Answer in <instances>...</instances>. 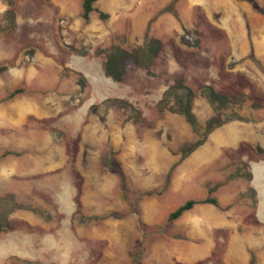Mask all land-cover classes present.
Segmentation results:
<instances>
[{
  "label": "rangeland",
  "instance_id": "obj_1",
  "mask_svg": "<svg viewBox=\"0 0 264 264\" xmlns=\"http://www.w3.org/2000/svg\"><path fill=\"white\" fill-rule=\"evenodd\" d=\"M81 3L0 0V264H264V0ZM150 38L149 66L105 75L106 50ZM178 78L196 128L160 102ZM204 85L251 120L183 154Z\"/></svg>",
  "mask_w": 264,
  "mask_h": 264
},
{
  "label": "trees",
  "instance_id": "obj_2",
  "mask_svg": "<svg viewBox=\"0 0 264 264\" xmlns=\"http://www.w3.org/2000/svg\"><path fill=\"white\" fill-rule=\"evenodd\" d=\"M98 0H82L81 3V15L82 18L87 21L89 14L94 10L93 4ZM99 17L104 19L107 17L105 13H99ZM161 49V41L157 38H150V40L142 48L126 49L120 46H112L105 51V59L102 62V69L106 76L110 77L113 81L119 82L123 79L127 72L129 65H139L143 67L149 66L151 60L159 53ZM200 94L206 98L211 107L214 110V114L204 121L202 126L203 134L202 137L192 142L191 144H185L181 148L183 154H188L193 151L196 147L201 145L205 137L213 131L215 128L227 123L231 120H251L250 117H243L238 113L237 110L232 109L235 114L232 113V106L236 103V95H228L215 90L210 85H204L199 87ZM20 89L13 90L10 95L19 92ZM195 98V91L184 84L181 78H178L175 84L169 86L164 92L160 102H163L164 108L173 113H178L184 117V119L193 127L196 128L198 124L195 113L193 112V101ZM172 101V104L168 106V103ZM159 102V105H160ZM253 107V106H252ZM263 107L260 104H254V108ZM230 110V112H229ZM226 115L228 118H226ZM220 116H224L222 119ZM8 152H4L1 156L6 155ZM214 188H210L209 192ZM211 203L217 204L215 197H206L202 200L188 199L182 204L177 206L168 215V219H176L181 216L185 211L190 210L196 203ZM8 223L0 221V231L6 229ZM251 263V262H250Z\"/></svg>",
  "mask_w": 264,
  "mask_h": 264
},
{
  "label": "crops",
  "instance_id": "obj_3",
  "mask_svg": "<svg viewBox=\"0 0 264 264\" xmlns=\"http://www.w3.org/2000/svg\"><path fill=\"white\" fill-rule=\"evenodd\" d=\"M241 37H244V35H243V34H241Z\"/></svg>",
  "mask_w": 264,
  "mask_h": 264
}]
</instances>
